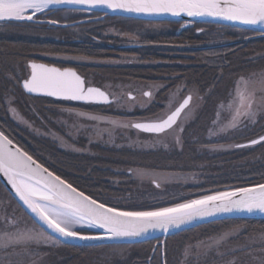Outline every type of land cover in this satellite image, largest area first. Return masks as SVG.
Segmentation results:
<instances>
[{"label": "trees", "instance_id": "trees-1", "mask_svg": "<svg viewBox=\"0 0 264 264\" xmlns=\"http://www.w3.org/2000/svg\"><path fill=\"white\" fill-rule=\"evenodd\" d=\"M60 12L68 11H57L58 14ZM58 14L56 19L64 20ZM103 17V20L81 23L90 28L86 31L87 40L70 36L69 27L14 24L10 27L17 33H0V129L34 158L69 179L86 194L122 208L170 206L205 192L264 182V147H233L228 152L211 153L208 151L207 132L212 127L220 105L229 100L239 78L264 71V36L213 24L191 23L185 26L178 22L151 23L105 15ZM82 20V17L72 16L67 22L60 23L69 24L71 21ZM145 24L164 28L145 29ZM96 26L103 29L115 27L121 33L135 36L136 41L128 42V36L102 35ZM27 31H42L57 38L29 36ZM92 40L97 44L89 43ZM46 54L77 56L93 61L133 56L137 62L118 65L47 62L61 68L75 67L86 83L92 77L94 86L100 88L102 83L159 84L162 88L152 104L131 114L116 111L114 103L111 107L80 105L28 96L21 88L19 73L36 55ZM178 87L193 89L197 94L195 97L201 102L198 114L181 132V147L178 150L114 148L101 143H92L86 150V141L81 139L77 145L82 151H66L49 137L15 124L5 103L7 96L11 95L21 115L34 127L45 126L46 130L56 128L57 117L53 110L66 107L147 121L164 110L169 94ZM188 95L194 97L192 94ZM261 135H264V121L258 119V123L248 129L232 131L226 136L212 138V141L236 145ZM130 170L197 175L200 182L195 186L176 183L160 189L155 185H140L132 177ZM113 179L118 182L113 183ZM1 198L10 206L9 209H15V215L23 214L28 219V215L0 182ZM230 232H236L237 235L228 244L239 249L251 243L253 238L258 242V238L264 234V220L232 219L213 222L171 236L165 240L164 245L160 239L141 244L92 247L70 246L61 242L51 247L41 245L37 250L38 255L32 256L31 260L35 264H163L165 260L167 264H225L224 261L231 258L238 259L237 261L247 260L243 252L225 256L210 252L201 254L199 260L194 257L184 259L185 249L189 246Z\"/></svg>", "mask_w": 264, "mask_h": 264}, {"label": "snow or ice", "instance_id": "snow-or-ice-1", "mask_svg": "<svg viewBox=\"0 0 264 264\" xmlns=\"http://www.w3.org/2000/svg\"><path fill=\"white\" fill-rule=\"evenodd\" d=\"M78 5L93 8H107L139 15L190 18H213L244 25L260 26L264 29V0H0V22L4 25L26 23L59 24L58 20L43 21L58 6ZM200 31H203L202 29ZM30 77L21 81L22 88L28 94L54 97L58 100L80 104H104L111 107L119 98L110 99V94L100 87L90 86L83 76L70 67L61 68L53 65L31 62ZM235 95L220 109L228 114L221 119L217 111L212 127L207 129L209 147L222 150L223 145L212 141L230 131H242L249 124L256 125L257 117L264 121V72L253 73L247 79L240 77ZM143 95L151 97V92ZM130 99H134L128 93ZM192 96L188 95L175 110L154 120L121 123L117 119L101 116L76 107H66L64 112L76 117L88 125V130L103 138L106 134L112 138L116 128H134L139 132L152 134L163 139L170 131L183 127L177 122L181 113L188 107ZM9 106L11 101L8 102ZM16 114V110L10 107ZM22 119V118H21ZM107 127L101 129L99 126ZM175 126V127H174ZM74 129L80 124L73 123ZM69 136L71 134L69 133ZM57 139H61L57 137ZM179 143V137L176 138ZM255 145L264 147V135L251 139L246 144H236L235 148H247ZM72 151L82 149L69 146ZM138 177L147 173L143 170H130ZM0 176L6 179L15 198L24 207L28 219L15 215V209L0 201V264H35L31 257L38 255L41 245L55 246L64 240H103L117 238H138L149 232L160 230L169 232L199 219L218 213L246 212L264 214V182L250 183L246 186L230 187L224 190L205 192L195 198H186L170 206L150 208H122L115 204L102 202L91 194H86L79 186H74L69 179L50 170L39 159L20 147L2 129H0ZM155 182V181H154ZM159 188L160 184L156 183ZM82 229H98L97 234H89ZM55 234V235H53ZM233 238L225 233L213 241L220 245ZM211 248L212 245H208ZM199 248V245L185 249L187 258ZM243 252L247 264H264V234L253 238L251 243L231 250V253ZM220 256L225 253H220ZM163 264H167L166 260ZM226 264H237L231 259ZM244 264V262H240Z\"/></svg>", "mask_w": 264, "mask_h": 264}, {"label": "rangeland", "instance_id": "rangeland-1", "mask_svg": "<svg viewBox=\"0 0 264 264\" xmlns=\"http://www.w3.org/2000/svg\"><path fill=\"white\" fill-rule=\"evenodd\" d=\"M72 16L73 17H84L85 13L78 12V11L60 12L58 14V17L64 20H58V19L56 20H58L59 22H63V21L67 22L68 18ZM143 27L145 29H163L164 28L163 26L154 25V24H151V25L145 24ZM88 29L90 28L83 26L82 24L74 25L68 28V33L72 37L79 36L81 37L80 38L81 40H87L88 37L86 35V31ZM99 29H100V33L105 36H118V37L128 36L129 38L128 42L136 41L135 36H130V35L121 33L119 29L112 27V26L107 27V29H103L102 27L101 28L97 27V30ZM4 31H7V33H9V31L17 33L14 28L10 27V25L2 24L0 25V33H3ZM22 33L26 34V32H22ZM29 34H30L29 36L35 35V37L37 35V37L39 38H53V39L57 38L56 36L55 37L49 36L50 34L46 32H42V31H38V32L30 31ZM35 58L40 59V60H46V61L62 62L64 64L73 63V64L118 65V64H127L129 62H134V63L137 62L136 58L133 56H122V58H115L109 61L107 60H94L93 61V60H88V59H84V58L77 57V56L74 58V57H68V56H57V55H49V54L36 55ZM29 72H30L29 67L26 65L23 71L19 73L20 80L26 79L29 76ZM244 78L247 79V77H244ZM87 84L92 85V86L95 85V81L93 80L92 77L87 80ZM101 87L111 95L113 100H115V98H119L120 101H122L121 104H117L114 102V109L116 111L125 112L127 114H131L137 109L139 110L146 109L150 104H152L156 94L162 88V86L159 84L141 85V84H127V83H119V84L107 83L105 85H103L102 83ZM237 87L243 88L244 85L236 84L229 100L226 103H224V105H227L231 101L233 95H235ZM144 92H151L152 93L151 97L146 98L143 95ZM128 93H131V95L134 96V99H130L128 96ZM188 94H192L194 96L192 103L190 104L188 109L184 112L183 116L181 117L178 123V126L184 128L187 124H189L191 121L194 120V118L198 114V111L201 107V102L195 97L197 94H196V91H194L193 89L189 90V88L186 89L185 87H178L175 90H173L168 96V101H167V104L165 105L164 110L158 116H164L168 114L171 110H174ZM9 101H11L10 106L8 103ZM5 103H6L7 112L15 124H17L18 126L20 125L23 128H28L30 131L38 135L49 137L54 142H56L61 149L66 150V151H72L71 148L69 147L70 145L74 146L75 148L80 149L81 147H79L77 143L81 139L86 141V146H85L86 150L88 146L91 145L92 143H98V144L101 143L104 146L114 147V148L129 147V148H136V149H141V150H152V149L178 150L181 147V132L179 131L178 127L176 128V131H170L169 134L163 139L154 137L153 135L143 134L131 127L116 128L111 139H109V137L106 134L103 136V138H100L88 130V125L85 122L80 121L76 117L69 116L66 112H64L65 108H58V109L53 110L55 111L54 114L57 117L55 119L56 128L55 129L49 128L48 130H46L45 126L43 128H36L31 123H29L21 115L17 107L14 105V99L11 97V95L7 96ZM10 107L16 110V114L10 111ZM218 111H220L222 120L227 118L228 114L226 112H223L220 109V107ZM98 115L117 119L121 123H124V124H131V123L139 121L138 119H133V118H118V117L102 115V114H98ZM154 119H156V117L150 120H154ZM258 119H259V116L257 117V120ZM74 122L77 124H80L81 127L79 129L72 128L71 125ZM250 126L252 125L249 124V127ZM99 127L103 129L107 126L100 125ZM69 133L71 134V136H69ZM229 133L221 134L220 137L226 136ZM57 137L61 139H57ZM177 137H179V143H177V140H176ZM212 138L217 139L219 137H212ZM221 145H223L222 150H212L210 147H208L209 149L208 151L211 153L228 152V151H231L234 147V144H221ZM73 152L78 153L77 151H73ZM143 171H145L147 175L143 177H138L137 175L132 173V177L140 185H155L156 186V183H159L160 189H164L166 186H169L171 184H176V183L178 184L184 183L189 186H195L200 182V178L197 175L165 173V172H151L147 170H143ZM114 182H118V181L115 180L113 181V183ZM0 201L3 202L2 198L0 199ZM11 210L12 209H9V212ZM19 216L27 220V218L23 214H20ZM230 233L232 234V237L237 235L236 232H230ZM217 239H219V237L212 239L210 241L196 244V245H199V248L195 251V253L193 252L187 258L184 257V259L189 258L190 260L191 257H194L196 260H199L201 257L200 255L203 253L213 252V253H216L217 255H219L220 253H225V255H227L231 253V250H235L234 246H230L228 244V241L230 239L226 242H222V244L220 245H214L213 241ZM208 245H212V247L208 248L207 247ZM231 259H234V258H231ZM227 261L228 260L224 261V263L226 264ZM237 262L238 264H240V262H244V264H247V260H242V261H237Z\"/></svg>", "mask_w": 264, "mask_h": 264}, {"label": "water", "instance_id": "water-1", "mask_svg": "<svg viewBox=\"0 0 264 264\" xmlns=\"http://www.w3.org/2000/svg\"><path fill=\"white\" fill-rule=\"evenodd\" d=\"M58 8L65 9V10H75V11L98 13V14H102V15H106V16L119 17V18H125V19H133V20L146 21V22H178V23L185 22V23L213 24V25L226 26V27H232V28H237V29H241V30L252 31V32H255V33H258V34H261L264 36V29H261L260 26L244 25V24H241L239 22H230V21L213 19V18H195V19H193V18L184 16V15H181L179 17H173L170 15L149 16V15H139V14H133V13H126L123 11H115L114 12L110 9L99 8V7L89 9L87 6H78V5H64V6H58ZM61 26L67 27L68 25L64 24ZM33 62H36V61H33ZM30 63H29V65H30ZM36 63H42V62H36ZM43 64H46V63H43ZM30 73H31V69H30ZM23 91L28 96L44 97V98H51L54 100H58L54 97H48V96H44V95L28 94L24 89H23ZM183 100L181 101V103L183 102ZM59 101H63V100H59ZM191 102H192V100L190 101L188 107L190 106ZM74 103H77V102H74ZM98 105H104V104H98ZM188 107L185 108L184 111L181 113V117L184 114V112L188 109ZM181 117L179 118L178 122L180 121ZM139 122H144V121H139ZM178 122H177V124H178ZM144 134H146V133H144ZM148 135H152V134H148ZM246 143H243V144H246ZM0 182L4 186V188L10 193V195L14 198V200L18 203V205L26 213L22 204L18 201L17 198H15L13 196V194L10 190V185L7 184L6 179L3 178L2 176H0ZM232 219L264 220V214H260V213L249 214L246 212L218 213L214 216H210V217H206L203 219L192 221V222L182 226L180 229H171L167 233L162 232L160 230H156V231L149 232L145 236L138 237V238H131V239L130 238H117V239L82 241V240H64V238L61 237V238H59V240L61 241V243L65 244V245L77 246V247L141 244V243H145V242L153 241V240H158V239L162 240L161 244L164 245V242L167 238L174 236L176 234H180V233L185 232L187 230H191V229H194L196 227L206 225L209 223L223 221V220H232ZM82 231H85L89 234H97L100 230H98V229H82ZM53 235H55V234H53Z\"/></svg>", "mask_w": 264, "mask_h": 264}, {"label": "flooded vegetation", "instance_id": "flooded-vegetation-1", "mask_svg": "<svg viewBox=\"0 0 264 264\" xmlns=\"http://www.w3.org/2000/svg\"><path fill=\"white\" fill-rule=\"evenodd\" d=\"M68 12H73V11H68ZM85 13V16L84 17H82L83 18V20L82 21H71L70 23H69V25H80L82 22H87V21H89V20H103V15L102 14H95V13H88V12H84ZM56 14H58L57 13V11H52V12H50L48 15H46V16H41L40 17V19L41 20H43V21H48V20H56ZM1 24V23H0ZM26 24H30V25H36V26H39V27H41V26H54V25H52V24H49V23H47V22H44V23H26ZM61 23L59 22V24H57V25H60ZM22 25V24H21ZM189 24H185V26H188ZM99 41V40H98ZM89 43H91V44H97V42L94 40H92V41H90ZM100 43L101 44H103V42H101L100 41ZM70 57H76V56H70ZM82 58V57H81ZM33 61H37V62H42V63H46V64H48L49 62H47V61H45V60H40V59H35L34 58V60ZM44 61V62H43ZM50 64V63H49ZM70 64H73V63H70ZM73 65H75V64H73ZM72 67V66H71ZM73 68H75V67H73ZM76 69V68H75ZM29 71H30V69H29ZM23 80V79H22ZM21 80V81H22ZM102 88V87H101ZM103 89V88H102ZM145 96V95H144ZM132 97H134L133 95H132ZM146 98H148L147 96H145ZM65 102H68V101H65ZM71 103H74V102H71ZM74 104H80V103H74ZM80 105H83V104H80ZM76 153V152H75Z\"/></svg>", "mask_w": 264, "mask_h": 264}]
</instances>
